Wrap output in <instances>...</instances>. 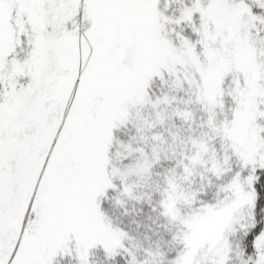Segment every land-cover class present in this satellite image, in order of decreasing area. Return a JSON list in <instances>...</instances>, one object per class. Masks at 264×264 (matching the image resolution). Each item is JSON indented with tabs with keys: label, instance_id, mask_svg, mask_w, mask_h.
Masks as SVG:
<instances>
[{
	"label": "snow or ice",
	"instance_id": "snow-or-ice-1",
	"mask_svg": "<svg viewBox=\"0 0 264 264\" xmlns=\"http://www.w3.org/2000/svg\"><path fill=\"white\" fill-rule=\"evenodd\" d=\"M0 264H264V0H0Z\"/></svg>",
	"mask_w": 264,
	"mask_h": 264
}]
</instances>
